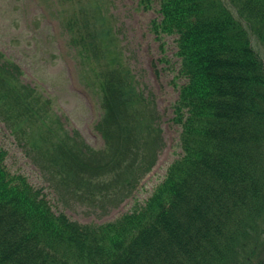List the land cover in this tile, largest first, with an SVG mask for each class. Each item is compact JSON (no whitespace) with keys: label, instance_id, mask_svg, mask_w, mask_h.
Segmentation results:
<instances>
[{"label":"trees","instance_id":"1","mask_svg":"<svg viewBox=\"0 0 264 264\" xmlns=\"http://www.w3.org/2000/svg\"><path fill=\"white\" fill-rule=\"evenodd\" d=\"M152 3L150 29L161 52L162 38L174 37L183 80L172 118L181 129L179 156L143 203L114 221L80 224L54 211L24 173L7 170L0 147V264H250L264 249V62L250 44L253 34L264 45V0H139L144 8ZM49 8L71 42L78 34L104 58L97 127L137 141L135 127L149 125L132 108L129 70L112 54L110 14L99 0H49ZM20 75L0 51V118L13 133L40 109ZM129 108L140 118L128 121ZM61 152L51 153L53 181L76 168L66 159L71 149Z\"/></svg>","mask_w":264,"mask_h":264},{"label":"rangeland","instance_id":"2","mask_svg":"<svg viewBox=\"0 0 264 264\" xmlns=\"http://www.w3.org/2000/svg\"><path fill=\"white\" fill-rule=\"evenodd\" d=\"M80 2L84 4L86 0ZM137 2L99 0L104 14H110L116 41L124 47L121 62L132 73L131 88L136 93H130L133 106L145 115L146 108L157 112L161 142L156 134L144 130L143 141L128 142L108 136L105 142H112L110 147L101 149L104 139L95 127L101 114V92L98 83L92 80L101 64L94 62L88 68V59L82 65L73 54L65 36L67 31H62L58 16L51 13L49 0H0V48L21 66L22 82L37 88L51 106L50 115L41 127L38 126L41 121L32 125L18 122L17 129L13 128L14 136L0 118V146L7 152L6 169L24 173L33 185L43 189L55 211H64L83 224L113 221L143 203L180 152L179 129L171 121L172 103L177 97V89L171 82L177 66L175 43L170 36L163 38L167 61H158L162 54L149 28L150 20L157 15V6L152 3L145 9ZM69 9L67 5L65 10ZM250 41L264 61V45L252 34ZM91 54L95 56L93 51ZM82 74L88 78L82 79ZM127 111L131 114L127 117L124 113L128 121L132 116L140 118L136 112L133 114L132 108ZM53 118L58 124L63 122L69 135L74 130L79 132L77 137L88 146L80 158L77 155L73 159L72 155L75 149L82 150L80 143L62 134L56 123L51 124ZM59 143L71 149L72 156L66 159L76 164V168L65 180L53 181L50 178L55 168L50 157ZM117 152L121 155L114 160ZM58 156L62 158L64 153L59 152ZM31 158L46 163L48 170L43 171L39 167L42 162L36 163ZM81 162L82 166L77 165ZM262 236L261 231L260 240ZM263 256L264 249H261L250 264H257Z\"/></svg>","mask_w":264,"mask_h":264}]
</instances>
